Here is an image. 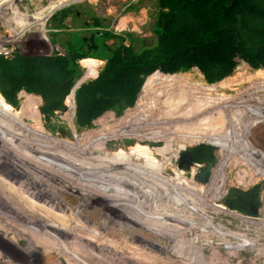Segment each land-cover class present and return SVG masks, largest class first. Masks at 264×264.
Wrapping results in <instances>:
<instances>
[{"label": "rangeland", "instance_id": "rangeland-1", "mask_svg": "<svg viewBox=\"0 0 264 264\" xmlns=\"http://www.w3.org/2000/svg\"><path fill=\"white\" fill-rule=\"evenodd\" d=\"M4 2L0 0V14L6 11L0 16V47L6 48L0 54L4 57L15 53L26 57L63 55L70 43L79 46L78 37L89 38L94 33L107 46L125 44L138 49L155 43L157 0H63L58 5L56 0ZM50 7L55 8L48 10ZM95 60L99 61L95 75L86 74L88 67L80 61L85 69L82 79L97 76L103 61ZM235 61L233 73L214 84H207L196 69L174 78L158 70L160 74L154 78L159 86L189 93L177 106L183 111L172 117V98L164 92L159 96L158 106L166 110L159 115L157 120L162 123L157 127L170 130L168 140H144L130 134L105 138L120 133L119 128L150 130L148 116L142 110L125 111L152 102L142 86L139 92L143 98L133 107L125 108L120 115L108 111L94 118L97 123L84 136L88 139L84 144L97 139L104 146L101 151L97 147L91 150L81 143L80 153L95 163V158L111 161L100 166L82 165L74 153L79 147H72L75 149L71 153L61 150L66 149L60 147L64 141L80 143L83 123L77 118L76 105L72 114L63 108L53 111L39 96L20 93L17 109L26 116L20 117V126H27L20 127L27 131H20L21 135L37 131L50 145L36 140L34 143L45 150L38 147L39 151L33 149L37 154L29 155L11 139L15 137L13 130L7 133L0 129V264H264V165L259 164L260 156L240 155L243 151H236L235 145L241 146L233 142L245 140L244 136L240 138L241 124L253 149L263 150L258 141L259 133H264V119L255 121L249 109L264 101V68L252 69L238 55ZM146 81L147 77L142 85ZM42 104L55 117L48 125L42 121ZM37 110L41 123L28 117ZM227 113L232 114L230 119ZM104 118L110 121L109 129L98 125ZM199 121L211 122L210 135L202 134L197 143H191L190 135L182 134H191L196 128L191 129L192 124L198 125ZM251 123L257 124L253 127L255 134L248 131ZM34 126L36 131L32 132ZM52 145L59 147L54 149ZM138 145L148 147L158 166L170 175L167 191L163 176L161 189H149L155 182L153 177L138 174V168L133 172L134 162L121 164L122 174L104 173L116 166L112 162L144 161L131 156ZM210 145L216 149L214 156ZM203 146L209 150L210 170L201 180L205 165L179 169L178 161L184 151ZM69 166L74 171L68 170ZM253 168L258 171L255 173ZM252 174L256 175L255 181ZM256 185L261 186L258 213L250 216L231 207L235 190L247 192ZM183 197L191 199L192 206L177 204Z\"/></svg>", "mask_w": 264, "mask_h": 264}, {"label": "trees", "instance_id": "trees-1", "mask_svg": "<svg viewBox=\"0 0 264 264\" xmlns=\"http://www.w3.org/2000/svg\"><path fill=\"white\" fill-rule=\"evenodd\" d=\"M157 4L158 12L153 24L155 43L149 47L137 49L134 45L125 44L107 46L101 41L100 36L94 33L89 38L78 37L79 46L77 47L70 43L66 46V52L63 55L26 57L15 53L11 57H4L0 54V129L7 133L13 130L15 137L20 138V140L13 136H11V139L29 155L37 154L36 151H39L38 147L44 149L43 145L40 146L34 143L36 140L49 146L50 144L45 142L44 138L40 137L36 131L35 121L41 123L38 110L37 114L31 111V115L28 116L35 119V130L32 131L30 129L32 132L36 131L35 134L21 135L20 131L25 133L27 131L20 127L24 126L25 128L27 126L23 124L20 126V117L25 118L26 116L21 112V109H17L20 107L19 94L39 96L42 102L53 111L62 110L63 102L67 97V111L72 114L74 105L71 97L73 91H70L85 70L81 66L80 61L88 67L86 74L95 75V69L99 64V61L95 59H98L103 61V65L97 76L84 81L74 92V101L78 110L77 118L83 123L82 129L87 130L93 127L96 120L94 118L101 116L105 112L113 111L116 115H120L125 108L133 107L141 96L139 87L142 86L143 89H146L145 95L150 97L152 102L149 104L147 99H144V102L141 99L140 101L143 104L146 101L149 105L143 107L138 104L139 106L137 105V107L126 109L125 111L130 113L131 111L142 110V113L148 116V127H150V130L148 132H140L134 129L119 128L123 132L120 131V133L117 132V134H112L113 136L105 138H118L121 135L130 134L134 137H141L144 140H149L148 137L168 140L170 139L169 136H171L169 135L170 130L158 129L157 127V125L162 123L157 120L161 118L159 115L166 110L163 105H161L162 107L158 106L160 104L159 96L161 92H164L172 98L170 107L172 109L170 116L172 117L176 113L179 114L183 111L181 108L178 109L177 106H180L179 101L184 94L189 95V93L182 89L176 90L175 88L169 89L159 86L157 78H154L155 75L160 74L159 71L167 74L168 76L166 77L168 78H174L178 76L177 74L196 69L207 84H214L233 73L237 67L236 55L240 56L254 70L264 68V0H157ZM5 13L6 11L1 13L0 16L5 15ZM84 45L87 47L86 50H84ZM146 77L147 81L142 85ZM175 92H180V94L176 95ZM186 97L188 99V96ZM224 99L231 101V98L225 97ZM135 113L137 115L141 114ZM41 114L43 117L42 121L47 125L48 122L55 120L53 113L43 104L41 106ZM221 117L222 115H216V118ZM199 122L198 125L192 124L191 129L195 125L196 128L193 129L194 131L191 134H182V136L190 135L191 143H197V139L202 134L210 135L208 131L211 130V122ZM109 123L110 121H106L104 118L98 125L109 129L107 126ZM165 123L170 124L169 121ZM206 125L207 127L205 128ZM89 132L88 130L80 134V143L78 141H64L62 142L64 145L61 144L60 147L65 146L68 150H74L79 147L75 150H80L74 153L76 154L77 152L76 155L82 165L91 164L96 166L98 164L100 166L111 162L107 159L95 158L97 162L95 163V161H91L90 157L80 153L82 150L80 144H84L88 140L84 136ZM113 133H116V130ZM220 134H223L222 130H220ZM211 139L216 141L214 137ZM225 140L223 139L222 141L225 143ZM240 140L233 141L234 145L241 146ZM84 145L87 148L89 147V149L91 148V150L97 147L96 150L99 151L104 146L97 139L90 145ZM32 146L36 147V149ZM52 147L57 149L59 146L52 145ZM210 147L214 156L216 149L212 145ZM33 149L36 151H33ZM239 149L241 147L237 148L235 145V150ZM64 152L68 153L70 151ZM189 152L193 156L194 164L207 165L209 163V154L206 147L192 148ZM242 154L245 155L244 152H241L240 155ZM237 155L240 156L239 154ZM131 156L134 159H141L149 162L152 166L159 167L158 161L152 156L151 151L146 146L138 145V147H135V153ZM253 156L257 157L256 155ZM109 157L111 156L109 155ZM244 160L246 161V159ZM144 161L124 159L121 163L112 162L116 166L112 169H105L104 173L122 174L123 171L119 168L124 167L121 164L128 165L134 162L132 164L135 166L133 172L138 168L140 169L138 174L150 178L153 177L155 182L151 183L153 186L149 185V189L157 192L161 185L158 176H163L164 180L168 181L170 175L164 172V174L157 176V174L145 170L144 167L148 163ZM259 164L262 166L264 162L260 159ZM69 167L68 170L72 169L71 166ZM253 169L255 173L258 171L257 168ZM72 170L74 171V169ZM87 171L90 170L88 169ZM255 176L253 174L251 176L254 181ZM162 184L166 186L164 190L167 191L169 189L167 184L170 183L163 182ZM115 186L126 190L118 184H115ZM260 188V185H256L247 192L240 189L235 190L233 199L230 201L231 207L247 215H254L252 207L259 208L261 206ZM186 199L178 201L179 203L177 204L185 203L186 207L192 206L193 201L189 198ZM171 200L173 201V199Z\"/></svg>", "mask_w": 264, "mask_h": 264}, {"label": "water", "instance_id": "water-1", "mask_svg": "<svg viewBox=\"0 0 264 264\" xmlns=\"http://www.w3.org/2000/svg\"><path fill=\"white\" fill-rule=\"evenodd\" d=\"M8 1V0H7ZM7 1H5L4 3L7 4ZM3 4V5H5ZM86 81L85 78L82 79V76L80 77V79L75 83V85L73 86V88L71 89L70 92L73 91V95L71 97L72 99V103H73V109L75 108V101H74V92L75 90L84 82ZM1 95V94H0ZM18 95V94H17ZM70 95V94H69ZM68 110V106L65 104V106H63V111H67ZM260 115L261 116H264V107L261 108L260 110ZM260 123V122H259ZM252 130V129H251ZM195 148V147H193ZM263 157L264 159V155H261V158ZM198 164H194L193 163V156L191 155V153L189 151H184L181 156H180V159L178 161V168L181 169L183 168V166H185L186 168H189V167H197ZM199 166V165H198ZM145 170L149 171V172H152L154 174H157V175H160V174H163L164 170L161 169L160 167H156V166H152V165H149V164H146L145 165ZM210 170V165H205L204 167H202V174L200 176L201 180H204V177L205 175L208 173V171ZM253 212H257L255 210V208H253Z\"/></svg>", "mask_w": 264, "mask_h": 264}, {"label": "bare ground", "instance_id": "bare-ground-1", "mask_svg": "<svg viewBox=\"0 0 264 264\" xmlns=\"http://www.w3.org/2000/svg\"><path fill=\"white\" fill-rule=\"evenodd\" d=\"M63 0H56V5H58L59 3L58 2H62ZM53 3V2H52ZM51 8H55V7H50V8H48V10L49 9H51ZM47 10V11H48ZM20 17V16H19ZM14 19V18H13ZM0 50H6V48H2V47H0ZM144 91H145V88L143 89V93H144ZM142 93V94H143ZM142 94H141V96H140V98L142 97ZM249 106H251V105H249ZM253 108H251V109H249L250 111H249V115L255 120V121H259V120H261V119H264V116H261L260 115V110H261V108H263L264 107V101L262 102V101H260L259 103H258V105L256 106V105H253L252 106ZM228 113H230V112H228ZM227 113V114H228ZM226 114V116L228 117V119H230L231 117H232V114H228L227 115ZM250 116H246V117H250ZM241 119V118H240ZM94 123H95V121H94ZM89 129H87V130H85V129H81L80 130V133H83V132H86V131H88ZM239 134H240V138H242L243 136V140L246 142V143H244L243 144V142L241 141L240 143H241V151H243L244 153H249V154H255V155H257V156H260L261 157V155L259 154V152L254 148L253 149V147L251 146V143H249L250 142V140H249V138L247 137V133H246V130H244L243 129V126H241V124H240V127H239ZM223 135V134H222ZM220 137H224V136H220ZM138 140V139H137ZM205 144H208V143H205ZM61 150H63V151H70V150H68V149H61ZM215 154V153H214ZM262 159V161L264 162V159H263V157L261 158ZM198 166V165H197ZM263 168H264V166H263ZM107 175H109V174H107ZM110 176V175H109ZM159 180H161V178L159 177ZM164 182H167V180H164ZM136 183V182H135ZM149 190V189H148ZM153 193V192H152ZM168 195H170V194H168ZM174 195V194H173ZM174 196H176V195H174ZM184 198V197H183ZM185 199V198H184ZM162 200V199H161ZM187 200V199H186ZM189 201V200H188ZM198 204V203H197ZM253 208H255V207H252V210H253ZM255 210L257 211V212H254V213H258L259 212V209L258 208H255ZM219 211V210H218ZM205 225V224H204Z\"/></svg>", "mask_w": 264, "mask_h": 264}, {"label": "flooded vegetation", "instance_id": "flooded-vegetation-1", "mask_svg": "<svg viewBox=\"0 0 264 264\" xmlns=\"http://www.w3.org/2000/svg\"><path fill=\"white\" fill-rule=\"evenodd\" d=\"M6 1V0H5ZM12 1V0H11ZM8 2V1H7ZM262 121H264V120H262ZM257 124H254V125H252V123L250 124V128H248L249 130V132L250 133H253V134H255V132L253 131V127H255ZM252 129V130H251ZM257 133V132H256ZM257 135H258V133H257ZM259 141H258V143H260V148H263V150H262V152L264 153V133H259ZM203 147H207V146H203ZM196 148H198V147H196ZM208 150V149H207ZM209 151V150H208ZM259 152V154L260 155H264L262 152H260V151H258ZM209 153V152H208ZM200 165V164H199ZM202 166V165H201Z\"/></svg>", "mask_w": 264, "mask_h": 264}]
</instances>
